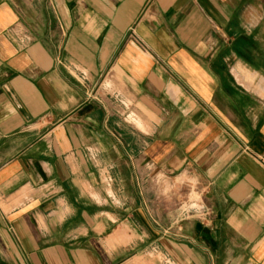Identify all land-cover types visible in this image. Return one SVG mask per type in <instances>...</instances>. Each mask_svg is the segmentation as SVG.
I'll return each mask as SVG.
<instances>
[{
	"label": "crops",
	"instance_id": "1",
	"mask_svg": "<svg viewBox=\"0 0 264 264\" xmlns=\"http://www.w3.org/2000/svg\"><path fill=\"white\" fill-rule=\"evenodd\" d=\"M164 260L264 264V0H0V264Z\"/></svg>",
	"mask_w": 264,
	"mask_h": 264
},
{
	"label": "rangeland",
	"instance_id": "2",
	"mask_svg": "<svg viewBox=\"0 0 264 264\" xmlns=\"http://www.w3.org/2000/svg\"><path fill=\"white\" fill-rule=\"evenodd\" d=\"M150 181L151 179H146ZM176 185L178 186V191L175 199H172V203H176L177 209L179 210V214L182 215V217L186 215H194L198 218H202L206 215V212L202 208L200 202V196H201V187L199 184H196V182L190 178H178L176 179ZM161 186V193L160 198L161 201H165V196H167L169 184L166 179L161 178L160 181ZM196 187V188H195ZM150 196V199H148V202L151 206V203L153 202L152 196ZM167 201V200H166ZM163 212V211H162ZM163 264H169L167 260L163 261Z\"/></svg>",
	"mask_w": 264,
	"mask_h": 264
}]
</instances>
